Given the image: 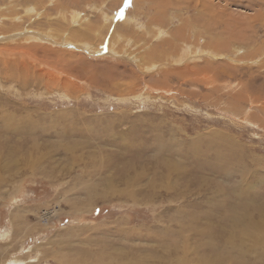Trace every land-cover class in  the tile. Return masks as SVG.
Instances as JSON below:
<instances>
[{
  "label": "rangeland",
  "instance_id": "rangeland-1",
  "mask_svg": "<svg viewBox=\"0 0 264 264\" xmlns=\"http://www.w3.org/2000/svg\"><path fill=\"white\" fill-rule=\"evenodd\" d=\"M256 223L264 0H0V264H264Z\"/></svg>",
  "mask_w": 264,
  "mask_h": 264
},
{
  "label": "bare ground",
  "instance_id": "bare-ground-1",
  "mask_svg": "<svg viewBox=\"0 0 264 264\" xmlns=\"http://www.w3.org/2000/svg\"><path fill=\"white\" fill-rule=\"evenodd\" d=\"M40 37V36H39ZM32 38H34V37H32ZM32 40V39H31ZM35 40H37V39H35ZM93 48V47H92ZM42 50V49H41ZM47 50V49H46ZM45 50V51H46ZM44 51V52H45ZM47 52V51H46ZM63 52V51H62ZM21 54H19L21 57H24L25 59H30V62H24V61H20V62H18V61H16L15 62V64L16 65H18V66H21L22 68H24V69H28V71L29 70H31L32 69V66H34L35 64V61L32 59V58H30L25 52H20ZM48 53V52H47ZM46 53V54H47ZM64 53V52H63ZM36 54V53H35ZM57 54H59V53H57ZM6 55H11L10 53H6ZM12 56V55H11ZM68 56H71V55H68ZM73 56V58H71V60H73L74 58H75V56L74 55H72ZM58 58H59V56H58ZM68 59H69V57H67ZM40 60V59H39ZM70 60V61H71ZM143 61V60H142ZM4 62H6V61H4ZM12 62V61H11ZM39 62V61H38ZM37 62V60H36V63H38ZM8 63V62H7ZM6 63V64H7ZM142 63V62H141ZM5 64V63H4ZM9 64H11V63H9ZM8 65V64H7ZM6 65V66H7ZM4 66V65H3ZM9 66V65H8ZM13 68V67H12ZM21 68V69H22ZM51 68V67H50ZM70 69V68H69ZM143 69V68H142ZM146 69V68H145ZM20 70V69H19ZM149 70V69H148ZM21 71H23V70H21ZM20 71V72H21ZM28 71H27V73H28ZM33 71H35V70H33ZM32 71V72H33ZM40 71V70H39ZM45 71H46V68H45ZM83 71V70H82ZM36 72H37V69H36ZM35 72V73H36ZM48 72V71H47ZM50 72V71H49ZM24 73V72H23ZM46 73V72H45ZM44 73V74H45ZM21 74V73H20ZM29 74V73H28ZM32 74H34V72L32 73ZM32 74H30V75H32ZM38 74H40V73H38ZM52 74V73H51ZM35 75H37V74H35ZM34 75V76H35ZM41 75V74H40ZM209 75V74H208ZM13 76V75H12ZM29 76V75H28ZM39 76V75H38ZM38 76H36V77H38ZM43 76V75H42ZM42 76L40 77V78H42ZM204 76V75H203ZM24 78L26 77V76H23ZM23 78V79H24ZM29 78V77H28ZM28 78H27V80H28ZM58 79H59V77H58ZM25 82H26V80H25ZM214 146V145H213ZM240 222V221H239ZM241 222H244V220L243 221H241ZM237 223V222H236ZM252 223V222H251ZM245 225V224H244ZM258 226L259 227V225L256 223L255 224V226ZM248 226V225H247ZM241 227V226H240ZM251 227H253V226H251ZM245 228H246V225H245V227H244V230H245ZM241 229H239V231H240ZM249 230H251V233H252V235L254 236H249V235H244L243 237H247V238H250L251 240H253V243L255 244V243H264V238L263 237H258L257 236V234H261V233H264V228H254V229H249ZM225 232V231H224ZM250 233V232H249ZM232 235V234H231ZM213 237H215V236H213ZM187 238V237H186ZM227 238V237H226ZM222 240V239H221ZM238 241V240H237ZM246 241V240H245ZM212 242H213V239H212ZM243 242V241H242ZM238 243V242H237ZM244 243V242H243ZM216 244H217V242H216ZM230 244H231V242H230ZM233 244H236L235 242H233ZM240 244H241V242H240ZM250 244V243H249ZM258 244V245H259ZM222 246V245H221ZM226 246V245H225ZM235 246V245H234ZM240 246V245H239ZM263 246V245H262ZM242 247V246H241ZM243 247H244V245H243ZM254 247V246H253ZM259 247H260V245H259ZM240 249V248H239ZM242 249H245V248H242ZM245 251V250H244ZM259 251V250H258ZM258 251H257V253H258ZM261 251H262V249H261ZM247 252H248V250H247ZM256 252V251H255ZM196 253H197V251H196ZM221 253V252H220ZM223 253V252H222ZM233 253V252H232ZM208 254V253H207ZM256 254V253H255ZM263 254H264V252H263ZM220 255V254H219ZM258 255V254H257ZM235 256V255H234ZM249 256V255H248ZM251 256V255H250ZM206 257V256H205ZM213 257V256H212ZM220 257V256H219ZM253 257V256H252ZM256 257V256H255ZM261 257V256H260ZM259 257V258H260ZM216 258H218V257H216ZM237 258V257H236ZM244 259V258H243ZM258 259V258H257ZM234 260V259H233ZM36 261V260H35ZM222 261V260H221ZM218 263H219V261H218ZM183 264V263H182ZM235 264V263H234Z\"/></svg>",
  "mask_w": 264,
  "mask_h": 264
},
{
  "label": "snow or ice",
  "instance_id": "snow-or-ice-1",
  "mask_svg": "<svg viewBox=\"0 0 264 264\" xmlns=\"http://www.w3.org/2000/svg\"><path fill=\"white\" fill-rule=\"evenodd\" d=\"M126 3H130V0H126Z\"/></svg>",
  "mask_w": 264,
  "mask_h": 264
},
{
  "label": "water",
  "instance_id": "water-1",
  "mask_svg": "<svg viewBox=\"0 0 264 264\" xmlns=\"http://www.w3.org/2000/svg\"><path fill=\"white\" fill-rule=\"evenodd\" d=\"M46 264H50V263H46Z\"/></svg>",
  "mask_w": 264,
  "mask_h": 264
}]
</instances>
